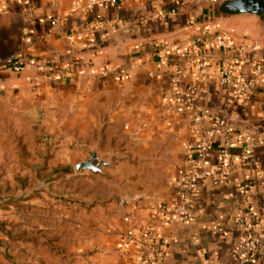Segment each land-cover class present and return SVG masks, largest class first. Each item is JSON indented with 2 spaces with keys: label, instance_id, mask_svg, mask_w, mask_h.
<instances>
[{
  "label": "crops",
  "instance_id": "crops-1",
  "mask_svg": "<svg viewBox=\"0 0 264 264\" xmlns=\"http://www.w3.org/2000/svg\"><path fill=\"white\" fill-rule=\"evenodd\" d=\"M226 1L0 0V100L69 121L82 142L114 138L123 169L116 201L82 210L76 234L59 242L64 253L44 252L40 242L31 264L262 263L236 250L252 234L251 218L264 215V73L248 98L229 104L219 79L227 55L212 37L204 47L193 43L210 28L254 45L241 55L240 76L264 61V0L260 13L226 11ZM174 94L188 95L191 109L176 112ZM217 116L232 131L235 157L221 166L216 133L202 166L207 176L184 202L185 151Z\"/></svg>",
  "mask_w": 264,
  "mask_h": 264
},
{
  "label": "rangeland",
  "instance_id": "rangeland-1",
  "mask_svg": "<svg viewBox=\"0 0 264 264\" xmlns=\"http://www.w3.org/2000/svg\"><path fill=\"white\" fill-rule=\"evenodd\" d=\"M41 112L33 103L0 100V264H31L40 242L44 252L52 246L64 253L59 242L76 234L81 211L116 201V170L123 169H116L114 138L82 142L69 121L57 124ZM92 152L103 161L100 170H77Z\"/></svg>",
  "mask_w": 264,
  "mask_h": 264
},
{
  "label": "built area",
  "instance_id": "built-area-1",
  "mask_svg": "<svg viewBox=\"0 0 264 264\" xmlns=\"http://www.w3.org/2000/svg\"><path fill=\"white\" fill-rule=\"evenodd\" d=\"M116 1L117 0H89L87 6L90 7L93 4L99 3L114 4ZM171 12H174V10H171ZM50 23L55 24L56 21L51 20ZM208 37H212V42L228 57L226 63L222 67L219 79L222 85L227 86L229 104H235L248 98L264 73V61L257 63L253 71L245 77L237 74L236 68L241 61L242 53H244L247 48L255 49L256 47L254 45H249L246 41H241L236 44L231 37L216 29L210 28L205 29L202 37L193 42L194 46H196L197 41L201 42L203 47L206 46L210 43L207 41ZM12 61H14L12 70L19 72L22 69V65L16 62L15 59H12ZM206 64L207 60L203 59L201 62L202 67L206 66ZM188 101V95L174 94L171 99V105L176 112L182 113L187 109H191ZM216 133H220L222 137L221 144L217 150L221 166L223 168L227 167L229 158L234 156L230 153L232 131L225 124L224 117L217 116L214 118L212 127L207 132L206 137L198 140L185 151L184 162L189 172L179 182L181 186L180 198L184 202L188 194L195 189L199 178L207 176V172L202 169V166L213 148L212 138ZM186 208V204L178 207V209ZM238 222L240 225H245V220L243 219H239ZM250 232H252V234L245 243L237 248L236 254L247 255L250 259L259 256L262 259L261 264H264V215L251 218ZM134 235V229H129L125 234V242L132 240Z\"/></svg>",
  "mask_w": 264,
  "mask_h": 264
},
{
  "label": "water",
  "instance_id": "water-1",
  "mask_svg": "<svg viewBox=\"0 0 264 264\" xmlns=\"http://www.w3.org/2000/svg\"><path fill=\"white\" fill-rule=\"evenodd\" d=\"M224 9L229 12H253L260 13L263 9V2L261 0H228L224 4ZM98 160L95 152L91 153L90 158L86 161L77 163L75 168L77 170L81 169H91L93 171L100 170V164L103 161L98 160L97 164L94 161Z\"/></svg>",
  "mask_w": 264,
  "mask_h": 264
},
{
  "label": "trees",
  "instance_id": "trees-1",
  "mask_svg": "<svg viewBox=\"0 0 264 264\" xmlns=\"http://www.w3.org/2000/svg\"><path fill=\"white\" fill-rule=\"evenodd\" d=\"M11 66L14 64V61H10V63H9Z\"/></svg>",
  "mask_w": 264,
  "mask_h": 264
}]
</instances>
